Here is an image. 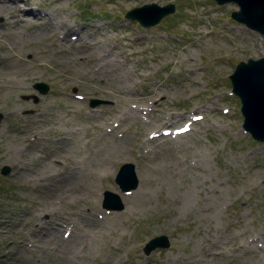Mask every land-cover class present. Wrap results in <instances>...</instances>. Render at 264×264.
Instances as JSON below:
<instances>
[{"label": "rangeland", "instance_id": "374dc122", "mask_svg": "<svg viewBox=\"0 0 264 264\" xmlns=\"http://www.w3.org/2000/svg\"><path fill=\"white\" fill-rule=\"evenodd\" d=\"M13 1L0 11V264H264V143L229 80L264 57V36L234 20L238 5ZM149 4L175 14L148 29L126 19ZM21 6L76 31L62 39ZM128 163L139 182L121 199ZM106 191L121 211L106 214ZM160 236L169 247L146 255Z\"/></svg>", "mask_w": 264, "mask_h": 264}, {"label": "water", "instance_id": "95a60500", "mask_svg": "<svg viewBox=\"0 0 264 264\" xmlns=\"http://www.w3.org/2000/svg\"><path fill=\"white\" fill-rule=\"evenodd\" d=\"M219 5L227 3L237 4L239 12L233 13L234 20L245 24L249 29L264 36V0H214ZM175 12V6L168 4L163 7L157 4H149L135 8L126 13V18L138 21L143 27L149 28L157 25L164 17ZM232 85V93L241 102V114L244 117L243 129L258 141L264 142V57L259 59L249 58L246 62H240L229 76ZM41 94H45L48 88L44 84H36ZM101 101H92V106L99 105ZM8 167L2 168L1 173L7 175ZM116 183L122 191H130L138 185L133 164L121 167L116 177ZM103 207L112 210H122L123 204L118 196L106 192ZM169 242L166 236H160L149 241L144 247V253L150 254L155 249L168 248Z\"/></svg>", "mask_w": 264, "mask_h": 264}, {"label": "bare ground", "instance_id": "6f19581e", "mask_svg": "<svg viewBox=\"0 0 264 264\" xmlns=\"http://www.w3.org/2000/svg\"><path fill=\"white\" fill-rule=\"evenodd\" d=\"M20 2H22L21 4H24V5H26L27 3H25V0H19ZM11 4V6L12 5H14V4H16L15 3V1H13V0H3V1H0V11H4L5 9H6V7H8L6 4ZM22 10L24 11V10H26L27 12H31V13H25L24 14V16H27V17H30V16H35L34 14H33V12H32V10L30 9V10H27V9H25V8H23L22 6H21V8L19 9L18 8V11L21 13L22 12ZM39 16V19H41V20H43V21H46L47 23H49V24H47V23H45V24H47L48 26H50V27H52V29H54V30H56V31H58L59 33H60V35L62 36L63 35V37H62V39L63 38H65L66 37V33L69 31V30H75V28L73 27H70L69 25L70 24H67L66 23V20L68 19V17H69V15H67L64 19H59V20H57V22L56 23H53L54 22V20H55V18H52V17H50V16H47L48 18H46V16H45V14H43V15H37V16H35V19L36 20H38L39 21V19L37 18ZM33 19V18H32ZM52 24V25H51ZM76 31V30H75ZM74 35V34H73ZM81 35V32H78V36H77V39L75 40V41H79L80 43L81 42H85L83 39V37H80V39H79V36ZM72 37V36H71ZM61 39V40H62ZM96 47H97V45H96ZM98 50H101V48H98ZM101 59H103V57H101L100 56V58L99 59H97L98 61H100ZM79 61L80 62H84V60H83V57H80L79 58ZM109 62V61H108ZM103 63V62H102ZM101 63V64H102ZM104 65L103 66H105L106 65V62L104 61ZM107 65H108V63H107ZM132 114V113H131ZM134 114V113H133ZM179 118H182V116H180ZM189 120V118L187 119V121ZM189 123H190V121H188V125H189ZM163 125H168V121L165 123V124H163ZM184 127V126H183ZM179 128V127H178ZM166 130H169V128H165ZM175 129V128H174ZM173 129V130H174ZM164 133H168L167 131H163ZM161 135H163L162 133H161ZM57 163V165H60V162H58V161H56ZM41 174L40 173H37V179L39 178V176H40ZM139 176V175H138ZM137 176V177H138ZM140 178V177H139ZM39 180H41V178H39ZM138 181H139V179H138ZM40 182H42V180L40 181ZM144 193V191L141 189L140 191L138 190V192L137 193H135V196H137L138 194H143ZM133 193L131 192V194H128V196H126V194H123L122 195V197H121V199H125V198H130V196L129 195H132ZM188 198H189V196H188ZM183 208H185V205H184V202H183ZM131 209H133V208H131ZM130 212V211H129ZM110 214V213H109Z\"/></svg>", "mask_w": 264, "mask_h": 264}]
</instances>
